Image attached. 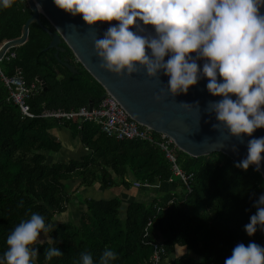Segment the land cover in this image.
<instances>
[{
	"label": "trees",
	"instance_id": "obj_1",
	"mask_svg": "<svg viewBox=\"0 0 264 264\" xmlns=\"http://www.w3.org/2000/svg\"><path fill=\"white\" fill-rule=\"evenodd\" d=\"M29 16L23 0H13L11 8L0 7V44L18 37ZM40 21L49 27L43 18ZM49 41L32 23L26 42L10 49L15 57L0 61L4 75L18 69L25 84L39 88L36 79L40 78L48 87L42 95L31 94L26 99L31 114L76 111L89 103L96 106L102 88L74 61L64 43H60L64 52L54 58V50L46 49ZM63 59L74 67L75 74L62 66ZM6 97L0 81V259L7 250V236L21 220L35 212L51 223L70 207L67 220L41 234L34 264H77L83 252L91 253L98 262L106 246L117 253L113 264H152L153 244L163 250L160 264H224L239 243L264 247V231L258 229L252 237L244 231L256 212L253 204L264 195L262 179L252 167L239 169L235 167L239 161L221 153L191 158L170 145L174 163L186 177L185 185L173 175L172 165L159 147L160 134L150 132V141H115L105 137L97 125L77 118H22ZM54 129L68 131L86 153L76 160L46 163L47 153L61 149L50 133ZM132 181L158 182L171 190L149 189L150 198L141 201L136 195L120 196L121 190L128 195L146 190L133 188ZM71 182L76 190L96 187L103 196L87 193L77 199L80 208L76 212L72 206L75 198L65 186ZM50 246L63 255L47 261L44 251ZM177 249L181 252L173 255Z\"/></svg>",
	"mask_w": 264,
	"mask_h": 264
},
{
	"label": "clouds",
	"instance_id": "obj_2",
	"mask_svg": "<svg viewBox=\"0 0 264 264\" xmlns=\"http://www.w3.org/2000/svg\"><path fill=\"white\" fill-rule=\"evenodd\" d=\"M53 3L73 17L81 16L89 29L98 23L110 25L102 37L94 39L101 69L129 76L143 70L148 78L159 81L162 73L168 77L166 89L171 96L186 95L206 78L208 93L222 98L209 101L205 108L210 116H215L214 130L224 129L230 138L243 144L245 136L252 137L256 130L264 129V13L261 12L264 0H53ZM12 6L13 0H0V7ZM36 10H42L39 4ZM154 99L159 101L160 96ZM195 106L199 108V103ZM246 147V157L235 167L247 171L255 166L259 171L264 163V137L249 139ZM232 151L238 152L237 145H232ZM253 207L256 212L244 226L249 237L258 229L264 231V195L259 196ZM54 229L55 225L46 223L39 213L21 220L6 238L7 250L0 264H34L39 256L36 245L41 234ZM62 255L57 247L50 246L44 251L47 261ZM116 260V251L106 246L98 262L91 253L83 252L77 264H113ZM224 264H264V247L254 242L239 243Z\"/></svg>",
	"mask_w": 264,
	"mask_h": 264
},
{
	"label": "water",
	"instance_id": "obj_3",
	"mask_svg": "<svg viewBox=\"0 0 264 264\" xmlns=\"http://www.w3.org/2000/svg\"><path fill=\"white\" fill-rule=\"evenodd\" d=\"M23 1L30 11V16L21 27L18 37L5 40L0 44V58L8 50L26 42L28 26L34 23L49 36L50 41L46 49L54 50V58L57 59V54L64 52V49L60 47V43H64L74 61L102 88L103 95L100 99L105 94H109L129 119L151 132L166 136L178 151L191 158L221 153L232 161H240L247 155L248 140L264 137V129H258L252 137L245 136L244 143L240 144L235 138H230L226 130L213 129L212 125L216 123L215 116L214 114L210 116L205 108L209 101L222 98L213 97L208 93L206 78L191 87L186 95L171 96L166 89L168 77L162 73L161 81L148 78L143 70L130 76L110 73L100 68V60L94 48V39L102 37L110 26L108 23H98L92 26L94 29H89L81 16L73 17L59 10L53 0ZM37 4L41 6V11L36 10ZM261 12L264 13V9H261ZM41 18L49 27L42 26ZM149 31L154 33V29L150 26ZM165 59L167 60V57ZM60 62L70 73H76L67 59ZM199 63L202 68L203 61ZM36 81L40 85V91L32 94L31 97L42 95L48 88L40 78ZM156 96H160L159 101L154 99ZM232 98L236 99V97ZM197 102L199 108L195 106ZM181 103L192 106L186 108ZM92 106L91 103L88 104V108ZM234 144L237 145L238 152L232 151ZM251 167L260 175L264 187V163L259 171L255 169V166Z\"/></svg>",
	"mask_w": 264,
	"mask_h": 264
},
{
	"label": "built area",
	"instance_id": "obj_4",
	"mask_svg": "<svg viewBox=\"0 0 264 264\" xmlns=\"http://www.w3.org/2000/svg\"><path fill=\"white\" fill-rule=\"evenodd\" d=\"M15 57L14 52L8 50L2 55L1 60H9ZM0 81L7 90L6 101L12 103L16 106L19 115L22 118H51L55 120L65 119L70 120L72 118H77L81 122H90L98 126L99 131L108 138L114 139L115 141L123 140H147L150 141V130L143 128L139 129L138 125L129 119L127 114L120 108V106L112 99L111 96L105 94L96 106L88 108V106H83L76 111L69 110L67 112L60 110H43L39 115L35 116L31 114L29 106L26 103V99L31 94H36L38 88L34 84H25L23 81L20 71L18 69L14 70V73L10 76H6L0 70ZM161 142L159 147L164 151L166 159L171 163V171L173 175L179 177L182 182L186 185L184 177L180 170L174 163L173 148H175L170 139L164 135H160ZM172 145L173 148H170ZM125 181H127L125 179ZM170 183L171 180H168ZM134 188H143L151 186L147 183L134 182ZM159 208H156L158 211ZM150 223H147L148 227ZM145 231V230H144ZM264 241V239H263ZM154 255L152 258V264H160L159 255L163 253L160 245L153 244Z\"/></svg>",
	"mask_w": 264,
	"mask_h": 264
},
{
	"label": "rangeland",
	"instance_id": "obj_5",
	"mask_svg": "<svg viewBox=\"0 0 264 264\" xmlns=\"http://www.w3.org/2000/svg\"><path fill=\"white\" fill-rule=\"evenodd\" d=\"M65 132L67 133V135H68V137L70 139L69 132L68 131H65ZM60 143H61L62 149L60 151L56 152V153H53V152L47 153L46 163H57V162H60V161H65V160H70V159L76 160L79 157H81V155L86 153L84 149H82V148L80 149L79 145H77L78 147L76 149H74V146H75L74 143H76V140L75 141H73V140L71 141L70 140V144L71 145H69L67 142H65V143L64 142H60ZM133 183L134 182H130L132 187H133V185H132ZM155 184L156 183L151 184V186H148V187H143L141 189H146L145 191H147L149 189H152L154 191V189L157 188L158 190H160V186L161 185H158L157 187H155L156 186ZM65 186H66V190H68V192H72L71 194L75 198V200L72 201L73 210L78 212L77 209L80 208V202H79L80 200H77V199L83 198L84 195L86 196V193H84L83 192L84 190L82 191L81 189L76 190L74 182L68 183ZM79 191L82 192V196L80 195ZM115 192H116V190H115ZM70 211H71V207L69 208L68 212L63 213L60 216L57 215L56 218L54 217L53 220L51 221V223L56 226V222H62L63 220H67L68 217H69ZM180 252H181V249H177L176 252L173 255H175V254L178 255ZM162 263H164V262H162Z\"/></svg>",
	"mask_w": 264,
	"mask_h": 264
},
{
	"label": "crops",
	"instance_id": "obj_6",
	"mask_svg": "<svg viewBox=\"0 0 264 264\" xmlns=\"http://www.w3.org/2000/svg\"><path fill=\"white\" fill-rule=\"evenodd\" d=\"M38 91H40V87L38 88ZM50 133H51V135L53 136V137H55L59 142H67L69 145H71L70 144V140H72L71 138L69 139V137H68V135H67V133L64 131V130H58V129H54V130H51L50 131ZM78 141L76 140V143H74L75 144V146H74V149H76L78 146L77 145H79L80 146V144L79 143H77ZM61 144V143H60ZM67 144V145H68ZM66 145V146H67ZM68 145V146H69ZM61 149H62V146H61ZM60 149V150H61ZM80 149H81V146H80ZM59 150V151H60ZM99 189L98 188H96V187H92V188H90V189H85L83 192L84 193H86V195H87V193L88 194H94L95 196L97 195V196H100V194H101V196H103V191H98ZM167 190H171V188H170V186L169 185H165V186H160V190L159 191H167ZM148 192H149V190H147V191H143V190H141V191H135L134 190V192L132 193V195H128L127 193H125L124 191H120V196L121 195H126L127 197H133V196H135L136 195V198L137 199H139L140 201L141 200H146V199H148V198H150L149 196H148ZM92 197V196H91Z\"/></svg>",
	"mask_w": 264,
	"mask_h": 264
},
{
	"label": "bare ground",
	"instance_id": "obj_7",
	"mask_svg": "<svg viewBox=\"0 0 264 264\" xmlns=\"http://www.w3.org/2000/svg\"><path fill=\"white\" fill-rule=\"evenodd\" d=\"M109 95V94H108ZM110 96V95H109ZM131 120V119H130ZM135 123V122H134ZM138 125V124H137ZM138 126H140V125H138ZM142 127V126H141Z\"/></svg>",
	"mask_w": 264,
	"mask_h": 264
}]
</instances>
